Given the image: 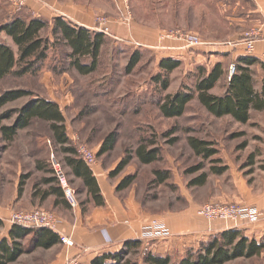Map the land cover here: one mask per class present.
I'll list each match as a JSON object with an SVG mask.
<instances>
[{
    "label": "rangeland",
    "instance_id": "rangeland-1",
    "mask_svg": "<svg viewBox=\"0 0 264 264\" xmlns=\"http://www.w3.org/2000/svg\"><path fill=\"white\" fill-rule=\"evenodd\" d=\"M25 1L27 0H0V24L8 21ZM172 1L174 0H161L164 6L160 9L163 12L132 13L127 5V13L123 9L111 14L97 13L94 17L96 25L100 19H106L110 29L109 33L105 34L94 27V30L102 32L106 37L96 70L91 74L78 73L71 66L67 56L69 48L57 44L48 51L46 60L38 70L23 75L11 73L0 79V96L16 90L28 93L0 106V125H11L16 110L31 99L43 97L60 103L65 133L71 145L75 146L79 141L93 152H97L104 136L114 131L117 137L114 148L101 156L96 153L97 165L105 173L108 172L107 183L110 186L118 185L126 176H135L130 186L115 190V194L121 201H127V198L131 197L142 210H146L150 217L156 219L163 215L178 218L191 214L196 217V210L201 204L218 200L223 196L232 197L233 186L238 177L250 187L264 179L263 111H251L250 119L246 123H240L230 116L211 115L195 97L178 117L166 118L158 109L159 100L166 94L193 91L194 82L200 72L199 67L206 68L205 59L199 58L197 63L191 64L181 61L180 65L168 74L166 89H162L160 84L153 80L160 70L154 48L141 50L143 53L140 62L130 73L126 72L125 66L132 49L142 48L115 42L110 37L112 22L126 23L136 20L153 27L157 25L159 26L157 37L166 42L176 40L183 42L175 32L177 29L201 39L213 37L225 41L237 28L235 23L225 21L222 13L197 7L196 11H193L192 4L187 0H179V8L176 5L171 7ZM167 5L170 6V13L164 12ZM254 16L256 15L251 17L253 19H250V16L245 17L248 21L244 28L246 32L251 30L257 32L252 25L255 21L259 23L262 17ZM45 32L50 38L48 30ZM0 41L7 43L16 51L10 38L3 32H0ZM131 47L132 49L128 50ZM196 50V53L206 55L203 47L197 46ZM84 62L88 63L89 58H84ZM230 63V61L227 63V67ZM254 74L258 84V72L254 71ZM226 80L221 79L211 92L222 93ZM190 136L212 142L217 152L211 159L217 160L196 155L187 141ZM49 138H51L49 123L39 118H33L29 126L18 129L11 140L4 139L0 130V206L15 212L34 206L41 207L56 218L73 215L70 209L67 210L61 205L54 206L53 197L38 201L31 194L33 184L39 183L41 177L53 175L37 170L35 164H44L47 169H51L56 162L67 184L75 191L74 208H80L84 216L91 212L92 204L80 205V201L85 200V195L81 192L82 186L74 179L70 181L71 175L64 164L63 153L58 145L46 142ZM143 138L152 139L154 145L158 147L159 159L154 163L142 164L133 156L134 149ZM171 138L176 140L169 142ZM128 153L132 155L128 164L111 175L119 161ZM201 164L199 170L191 171ZM212 165L225 166L227 169L221 174H212L210 173ZM155 168L169 171L170 176L165 183L156 184L153 181L152 171ZM201 173H207L206 183L200 186L193 185L192 180ZM18 180L24 183L21 196L16 195ZM40 188L44 186L40 185ZM2 232L3 229L0 227V236ZM175 237L176 235L172 233L169 239ZM21 244L24 252L9 264H54L61 251L56 247L47 250L35 247L32 235H28ZM62 244L69 247L74 245V241L72 239V245ZM142 249L143 247L141 254H144ZM85 251L87 250L84 249L83 252ZM78 256L80 257L79 254ZM180 256L176 252L172 258L176 261ZM225 264H264V257L239 258Z\"/></svg>",
    "mask_w": 264,
    "mask_h": 264
},
{
    "label": "trees",
    "instance_id": "trees-1",
    "mask_svg": "<svg viewBox=\"0 0 264 264\" xmlns=\"http://www.w3.org/2000/svg\"><path fill=\"white\" fill-rule=\"evenodd\" d=\"M48 30L50 38L44 31ZM0 32L10 38L16 51L5 42L0 41V79L14 73L23 75L34 72L46 60L48 51L63 44L69 48L67 53L71 66L80 74L88 75L96 70L101 48L105 42V35L94 29H88L71 24L68 20L58 16L50 20L35 17L22 5L9 20L0 24ZM148 49H134L129 56L125 70L130 73L140 62L143 51ZM88 57L89 62H84ZM179 60L171 57L162 58L158 62L159 72L153 80L158 82L162 89L168 86V74L180 65ZM260 63L255 57L240 56L235 62V70L231 76H226L223 63H216L210 70L199 67V74L194 82L193 91H177L166 94L158 102V109L162 116L173 118L181 116L188 103L197 99L199 104L215 117L230 116L234 121L246 123L250 119L252 110L264 112V81L259 89L256 88L252 66ZM262 64V63H261ZM263 66V65H262ZM227 77V80H226ZM225 79L222 93L211 92L214 87ZM28 93L22 90L8 91L0 96V106L8 101L16 100ZM16 116L9 126L0 125L4 139L11 140L18 129L29 126L33 118L46 120L51 132V144L58 145L63 153L64 164L72 174L80 179L83 189L90 195L95 205L103 203L96 178L92 175L87 165L78 157L74 145H71L64 126V115L59 105L43 97L29 100L24 106L15 111ZM168 134V133H167ZM114 131L107 133L101 141L97 155L110 152L116 143ZM176 138L169 139L174 142ZM192 151L205 159H211L216 154V149L210 141L190 136L187 139ZM152 139L143 138L134 149L133 156L142 164H151L159 159L158 147ZM129 154V153H128ZM126 154L111 175L122 170L131 160L132 155ZM40 165V164H39ZM41 166V165H40ZM202 164L192 169L199 170ZM53 175L46 180L49 188L46 196L54 195L55 202H63V189L55 175L53 167L46 169ZM225 166H211L210 173L221 174ZM153 181L163 184L169 178V171L155 168L152 171ZM207 173H201L192 180L193 185H204ZM135 176L124 177L117 185V189H124L134 182ZM69 183V182H68ZM32 235L35 247L49 248L59 241L56 233L47 228H25L13 224L10 230V241L6 238L0 240V264H9L15 261L23 252L21 240ZM264 250V244L248 240L240 235V231H225L220 236H215L212 241L202 245L195 252L188 251L174 261L172 257L151 254H141V243L138 240H127L124 247L117 253H105L96 257L92 264H223L238 257H252L259 255ZM140 252V253H139ZM137 256V258L135 257ZM139 258V260H137ZM108 260H110L108 262Z\"/></svg>",
    "mask_w": 264,
    "mask_h": 264
},
{
    "label": "crops",
    "instance_id": "crops-1",
    "mask_svg": "<svg viewBox=\"0 0 264 264\" xmlns=\"http://www.w3.org/2000/svg\"><path fill=\"white\" fill-rule=\"evenodd\" d=\"M187 1L192 4L193 11H196L197 7L222 13L225 21H229L231 24L235 23L237 26L232 35H230L225 41H219V39L213 37H203L201 39L202 44L200 47H203L206 55L203 54L202 56V54L196 53L197 47H188L179 40L178 42L177 40L171 42L160 40L157 37L159 26L155 25V27H153L136 20L128 21L126 23H113L111 21L112 34L110 37L113 38L115 42L125 46L133 45L137 46L135 48L147 47L145 49H156L154 51L158 57L157 61L162 58L171 57L179 61H184L187 64H191L197 63L198 60H200L199 58L202 60L205 59L204 63L206 62L205 67L207 71L216 63H223L226 70L228 68L227 63L229 61L235 63L240 56L255 57L260 63L253 65L252 70L258 72L257 77L259 85L257 84L256 88L259 89L264 81V59L262 57L264 39V0ZM179 2V0L172 1L171 7L176 5L179 8ZM162 4L163 2H161V0H145L142 2L139 0H27L23 3L31 15L35 17L50 20L54 17L60 16L73 25L88 29H94V27H96L94 17L97 13L106 12L111 14L116 11L118 12L119 9H123L124 12L127 13L128 7L132 13H156L162 11L160 9V7L164 6ZM164 12H171L169 5H167ZM253 15L262 17V20L259 23L258 21H252L254 22L252 27L257 30L258 36L255 37L254 51L252 53H247L245 45L242 42L244 40L242 36L246 32L244 30L248 22L246 16H250V19H253L251 18ZM242 29L245 32L242 31ZM130 49H132V47L128 48V50ZM132 50H134V48ZM200 62L201 64H204L203 61ZM254 67L257 68L254 69ZM54 102L58 105L60 104L57 101ZM46 142L51 144L50 139H47ZM100 144L97 148L98 150ZM94 152L96 155L97 152ZM35 167L37 170H40L45 174H51V172L46 170L47 168L44 164L40 166L39 163H36ZM87 167L96 178L103 203L101 205H95L90 195H87L85 189L82 187L81 192L84 193L85 200L80 201V205L83 206L84 204L91 203L93 207L91 212L84 214V216L82 215L80 208L75 209L70 206L64 194V201L58 203L55 202L57 200L54 195L51 194L46 196L45 193L49 188V184L46 183L45 179L52 177V175L46 177L43 175L44 177L40 178L39 183H36L35 185L33 184L32 186L31 194L34 199L44 201L47 198L53 197L54 203L52 204H54V206L61 205L65 209H70L73 212V215L70 214L68 216L57 218L58 223L56 230H50L53 233H56L58 237H60V235L69 236L73 239L74 245L65 247L59 239L57 243L49 248L37 247L45 250L53 247L61 249L60 253H58V259L54 264H64L68 257L78 254L80 255L82 264H92V261L96 257H100L105 253L119 252L124 247V243L127 240H138L141 243V247H143L145 242L141 239V232L145 225H147L152 219H156L150 217L146 210H142L140 205L135 203L131 197H128L127 201H121L115 194L117 185L110 186L107 183L109 177L108 172L105 173L97 165V161L93 166ZM66 168H68L69 174L71 175L70 181L74 179L81 184L80 179L72 174L70 168L68 166H66ZM23 184V181L18 180L16 188L17 196L23 194ZM40 185L44 186V188L39 189ZM251 186L254 187H250V185L243 183L241 178L238 177L233 186L234 194H232V197L223 196V198L211 201L235 202L246 206H254L260 212L259 218L256 222L250 223L246 220H239L237 223H231L222 220H208L197 215L196 212V215L194 214L196 217L191 214H185L178 218L163 215L158 218V220L162 221L167 226L170 233L175 234L176 237L173 239L158 238L155 241H152L150 253L161 256L169 255L172 257L174 253L178 252L181 255V258L186 252H195L202 245L212 241L215 236H220L221 233L231 230L240 231V235L246 239L264 244V179H262L261 182H258L257 185ZM38 208L41 209V207L34 206L31 209L25 210ZM11 212L12 209L0 206V227L3 229L0 240L4 238L9 241L11 240L10 230L12 229L13 224L8 221ZM161 239L168 241H161ZM84 249L87 251L83 252ZM255 256L261 258L264 257V250L259 255ZM239 258L246 257H238L232 260H237ZM137 260H139V258ZM232 260L226 261L225 263ZM109 261L110 260H108V262Z\"/></svg>",
    "mask_w": 264,
    "mask_h": 264
},
{
    "label": "built area",
    "instance_id": "built-area-1",
    "mask_svg": "<svg viewBox=\"0 0 264 264\" xmlns=\"http://www.w3.org/2000/svg\"><path fill=\"white\" fill-rule=\"evenodd\" d=\"M23 4V3H22ZM106 19H100L97 22L96 29L103 31L105 34L109 33L110 27L106 24ZM176 34L183 40L188 47H197L202 44L201 38L198 36L181 32L177 29ZM184 33V34H183ZM258 36V32L255 30L247 31L243 34V43L247 53H252L255 48V37ZM262 57L264 59V39H263V51ZM228 76H231L235 70V63H230L228 66ZM76 143V142H75ZM76 153L78 157L87 165L93 166L96 163L95 153L89 149L84 143L77 142L75 145ZM55 175L63 189L64 196L71 207H75V191L72 190L67 184V180L56 164H53ZM197 214L208 220H222L231 223H237L239 220H246L247 222H256L259 218L260 212L254 206H246L235 202H219L209 201L198 206L196 210ZM8 221L11 224L19 225L25 228H47L56 230L58 219L49 211L44 209H33L24 211H12L9 215ZM171 233L167 226L158 219H152L147 225L144 226L141 232V239L144 240L143 252H150L151 242L158 238H169ZM60 241L67 245H72V239L66 235H60ZM64 264H82L78 255L72 256L66 259Z\"/></svg>",
    "mask_w": 264,
    "mask_h": 264
}]
</instances>
